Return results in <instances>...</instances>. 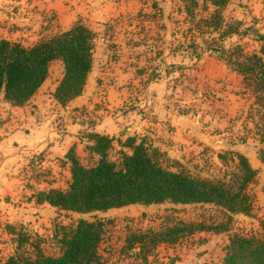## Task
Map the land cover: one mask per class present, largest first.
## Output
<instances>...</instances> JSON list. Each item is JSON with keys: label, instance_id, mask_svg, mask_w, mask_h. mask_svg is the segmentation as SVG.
I'll return each mask as SVG.
<instances>
[{"label": "rangeland", "instance_id": "rangeland-1", "mask_svg": "<svg viewBox=\"0 0 264 264\" xmlns=\"http://www.w3.org/2000/svg\"><path fill=\"white\" fill-rule=\"evenodd\" d=\"M33 1L15 0L11 6L20 2L17 6L22 8L21 12H41L40 4L32 5ZM139 1L140 9L133 15H125L121 21L125 24L136 21L133 28L138 35L133 42L139 45L143 43L145 81L140 85L128 84L131 95L127 100L116 101L115 110L106 107L107 88L102 86L96 106L79 110L80 121L89 122L97 109L125 114L121 121L123 127L114 135L115 145L109 154L111 159L119 156L121 146L118 140L134 136L138 140L143 139L151 151L156 149L164 165L206 178L228 176L236 169L235 153L242 152L258 169L256 178L248 188L253 198L251 212L230 214L212 204L172 202L134 204L87 214H65L64 211H51L50 208L43 210L39 218L27 220L26 223H0V264H4L8 256L17 250V237L13 230L29 236V241L22 245L19 252L34 255L35 250L30 245L33 242L39 244L45 253L57 255L61 247V226L75 225L81 218L104 221L102 251L108 264H175L188 249L196 251L198 259L193 264H222L232 235H264V103L256 97L253 86L247 84L243 75L235 69L237 60L244 59V55H264V0H230L221 9L222 22L216 28L214 23L204 21L211 18L215 9L207 0H198L194 12L190 14L183 0ZM7 6L1 5L0 9L6 11ZM1 10L0 37L10 36L12 41L25 39L30 43L26 45H31L60 32L53 9L38 15L36 21L29 23V20H22L19 25L17 21L5 18ZM110 58L115 59V56L110 54ZM167 62L176 64L171 66ZM184 64L190 70L185 72V69H189L187 67L180 69L179 66ZM161 66L169 72V79L161 80L159 84L152 83L165 78L164 71H159ZM51 70L52 81L45 85L47 88L43 91L45 97L40 114L46 115V126L63 129L59 119L66 115L67 109L61 113V107L49 95L52 93L53 78L59 75L61 67L55 62ZM4 102L1 98L0 109L8 107L3 105ZM35 106L38 107L33 103L30 109ZM163 106L189 121L179 128L176 125L163 126L158 122L164 120L160 121L156 112L157 108ZM141 120L146 122L138 126L136 123ZM34 123L44 121L38 115ZM90 133L93 131L82 127L80 146L76 151L86 165L93 164L97 159L87 147L91 142ZM63 168L61 164L53 166L49 157L46 158L45 151L24 154L16 159L11 170L7 169L13 176V193L8 194L6 199L13 204L27 202L54 181L61 189L66 188L68 180L64 170L67 169ZM201 221L211 225L225 223L227 229L196 231L192 237L181 236L176 243L167 247L160 244L148 252L137 254V251L125 247V239L130 232Z\"/></svg>", "mask_w": 264, "mask_h": 264}, {"label": "trees", "instance_id": "trees-1", "mask_svg": "<svg viewBox=\"0 0 264 264\" xmlns=\"http://www.w3.org/2000/svg\"><path fill=\"white\" fill-rule=\"evenodd\" d=\"M183 1L187 12L193 13L198 0ZM207 1L215 9L211 18L204 21L214 23L216 28L222 22L221 9L230 0ZM95 39V31L81 20L31 45L0 38V97L15 106L27 104L49 76L51 63L61 60L63 75L53 94L60 104L67 105L84 91L93 67ZM235 69L247 84L253 86L256 97L264 103V55H244V59L237 60ZM89 140L87 147L97 157L96 162L83 164L74 147L70 148L65 155L71 171L68 186L65 189L40 190L33 197L37 203H48L65 214L97 213L132 204L164 202L212 204L230 214H249L253 208L248 188L258 169L242 152L235 153L236 169L228 176L206 178L164 165L156 149L151 151L143 139L138 140L134 136L118 140L121 150L117 159L109 157L115 145L114 136L93 132L89 134ZM226 227L225 223L211 225L201 221L179 223L158 230L134 231L126 236L125 247L137 251L135 254L148 252L160 244H174L181 236L192 237L196 231H218ZM60 229L61 247L57 255L45 253L39 244L33 242L30 245L35 250L34 255L19 252L29 241V236L13 230L17 237V250L4 264H108L102 251V219L91 221L81 218L75 225L61 226ZM57 233L56 230L55 236ZM222 264H264V235H232Z\"/></svg>", "mask_w": 264, "mask_h": 264}, {"label": "crops", "instance_id": "crops-1", "mask_svg": "<svg viewBox=\"0 0 264 264\" xmlns=\"http://www.w3.org/2000/svg\"><path fill=\"white\" fill-rule=\"evenodd\" d=\"M12 3H15V0H0V6L8 5L6 11L0 10L5 18L17 21L18 25L23 22L22 20H29V23L30 21H36L38 15L46 14V10L53 9L60 31L70 28L75 22L81 20L95 31L96 39L93 51V67L88 75L84 91L67 105L60 104L53 94L63 75V63L61 60H54L51 63L52 66L53 63L57 62L58 66L61 67L59 75L53 78L54 81L51 85L52 93L49 95L61 107V113L66 112L65 109H67L66 115H62V118L59 119V122L63 123L60 126L63 129L46 126V115L43 116L42 114L41 116L40 114L42 100L45 97L43 91L47 88V86L45 87L46 83L51 79V66L49 76L27 104L15 106L6 101L3 96L0 97V99L5 100L3 105H8V107L0 109V223L2 224H4V221L7 224L26 223L27 220L39 218L43 214V210H49L50 208L51 211L57 210V208L48 203H37L34 199H29V201L22 202L21 204H13L6 199L8 194L13 193L11 187L13 176L10 172H7V169L11 170L13 168L16 159H19L26 153L45 151L46 158L49 157V162L53 166L57 167L61 164L64 167L63 169H67V171H64L67 173L68 186V182L71 179V171L70 162L67 161L65 155L72 147L78 152L80 146L79 136L82 127L100 134L114 136L121 130V121L125 117V114L123 115L120 112H104L97 109L94 112L96 114L92 113L94 115L93 118L89 122H85L80 121L81 117L78 116L79 110L85 108L91 109L96 106L95 102L98 101L99 90L102 86L107 88L108 105L106 107L115 110L116 101L127 100L129 95H131L128 92L127 85L131 83L140 85L145 81L146 75V70L143 66L145 64V55H143L145 51L141 45L143 43L139 45V43L133 42V39H137L138 35L133 28L136 21L126 24L121 21L125 15H133L137 9H140L141 3L139 0H35L32 2V5H35L34 3L40 4L39 10H41V12L38 11L37 13L36 11L28 10L21 12V7L17 6L20 2L11 6ZM0 38L11 39L10 36L5 35ZM31 40L33 41L34 38H31ZM18 41L30 44L25 39ZM168 52H170V49ZM110 54L115 56V59H112L113 57L110 58ZM165 59L167 60L168 58ZM167 64L172 66L176 63L167 62ZM179 67L180 69L189 68L185 64ZM187 70H190V68L185 69V72ZM159 71H164L165 78L160 79V81L154 80L152 83L159 84L161 80L165 81L169 79L167 69L161 66ZM121 85L124 86L120 87ZM33 103H36L39 108L35 106L34 110H31L30 106ZM9 105L12 107L10 108ZM156 112L159 114L158 119L160 121L164 120L163 122H158L163 126L176 125L179 128V126L189 121H185V116L170 110L168 107H159ZM38 115H40V119L44 123H34ZM48 116L47 114V118ZM145 122L141 120L136 124L142 126ZM237 148L241 150L240 147ZM80 161L82 162L81 159ZM55 182L51 183L50 187L46 189L60 188ZM128 206L131 205L122 207ZM164 246L167 247L168 245L164 244ZM197 259L196 251L188 249L184 253V257L176 261L175 264H193Z\"/></svg>", "mask_w": 264, "mask_h": 264}]
</instances>
